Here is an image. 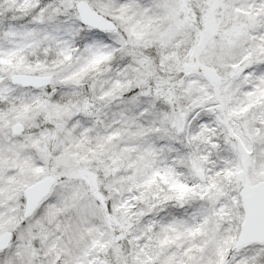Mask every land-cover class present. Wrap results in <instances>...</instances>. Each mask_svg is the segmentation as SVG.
<instances>
[{
	"label": "snow or ice",
	"instance_id": "obj_1",
	"mask_svg": "<svg viewBox=\"0 0 264 264\" xmlns=\"http://www.w3.org/2000/svg\"><path fill=\"white\" fill-rule=\"evenodd\" d=\"M0 264H264V0H0Z\"/></svg>",
	"mask_w": 264,
	"mask_h": 264
}]
</instances>
